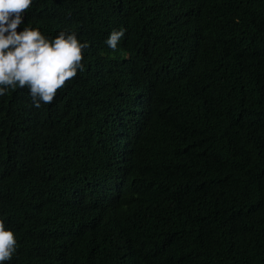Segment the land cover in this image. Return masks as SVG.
Listing matches in <instances>:
<instances>
[{
	"label": "trees",
	"instance_id": "trees-1",
	"mask_svg": "<svg viewBox=\"0 0 264 264\" xmlns=\"http://www.w3.org/2000/svg\"><path fill=\"white\" fill-rule=\"evenodd\" d=\"M23 20L89 47L51 103L0 96L2 264H264V0H33Z\"/></svg>",
	"mask_w": 264,
	"mask_h": 264
},
{
	"label": "clouds",
	"instance_id": "clouds-1",
	"mask_svg": "<svg viewBox=\"0 0 264 264\" xmlns=\"http://www.w3.org/2000/svg\"><path fill=\"white\" fill-rule=\"evenodd\" d=\"M33 0H0V96L8 89L27 87L35 107L51 103L58 89L84 71L83 53L89 47L74 32L61 30L52 38L24 24ZM24 24L22 31L18 27ZM124 29L112 30L105 43L115 51ZM17 249L14 233L0 220V264Z\"/></svg>",
	"mask_w": 264,
	"mask_h": 264
}]
</instances>
